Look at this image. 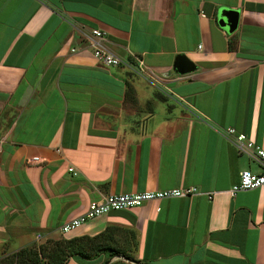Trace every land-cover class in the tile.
I'll use <instances>...</instances> for the list:
<instances>
[{
    "label": "crops",
    "instance_id": "crops-1",
    "mask_svg": "<svg viewBox=\"0 0 264 264\" xmlns=\"http://www.w3.org/2000/svg\"><path fill=\"white\" fill-rule=\"evenodd\" d=\"M94 29L156 81L99 64ZM177 55L195 71L174 73ZM229 128L264 150V0H0V258L102 197L194 188L63 238L109 230L132 264H264V189L230 194L259 169Z\"/></svg>",
    "mask_w": 264,
    "mask_h": 264
},
{
    "label": "built area",
    "instance_id": "built-area-1",
    "mask_svg": "<svg viewBox=\"0 0 264 264\" xmlns=\"http://www.w3.org/2000/svg\"><path fill=\"white\" fill-rule=\"evenodd\" d=\"M83 40L88 49L91 50L93 58L102 66L121 67L134 75L156 81L157 78L153 72L148 69L145 70L140 60L137 59L133 62L128 59H122L111 52L106 47L107 41L102 31L97 29L91 30L90 33L83 36ZM226 135L232 139L236 151L248 157L259 169L257 173L249 170L242 171L238 182L232 186L230 194L235 195L242 191L264 189V150L256 146L254 142L248 140L245 135L237 133L232 128L226 130ZM68 171L71 172L72 169H68ZM195 192L194 188H186L180 190L147 191L143 193L111 194L102 197L99 201L90 203L84 213L65 222L60 227L59 233L61 237H64L86 223L109 213L132 210L145 204L159 203L163 200L186 198L195 194Z\"/></svg>",
    "mask_w": 264,
    "mask_h": 264
},
{
    "label": "trees",
    "instance_id": "trees-1",
    "mask_svg": "<svg viewBox=\"0 0 264 264\" xmlns=\"http://www.w3.org/2000/svg\"><path fill=\"white\" fill-rule=\"evenodd\" d=\"M229 50L233 45L229 44ZM114 237L107 230L97 236H81L72 239L47 238L38 246L19 249L10 259L0 264H66L74 260L78 264H117L110 263L115 257L134 261L128 252L113 246Z\"/></svg>",
    "mask_w": 264,
    "mask_h": 264
},
{
    "label": "water",
    "instance_id": "water-1",
    "mask_svg": "<svg viewBox=\"0 0 264 264\" xmlns=\"http://www.w3.org/2000/svg\"><path fill=\"white\" fill-rule=\"evenodd\" d=\"M239 19V12L233 9H221L217 17V25L232 34L236 31ZM173 72L185 76L195 71V65L189 61L184 55H177L174 59Z\"/></svg>",
    "mask_w": 264,
    "mask_h": 264
},
{
    "label": "rangeland",
    "instance_id": "rangeland-1",
    "mask_svg": "<svg viewBox=\"0 0 264 264\" xmlns=\"http://www.w3.org/2000/svg\"><path fill=\"white\" fill-rule=\"evenodd\" d=\"M59 238H61L60 236H54L53 237V239H59ZM119 241V242H118ZM44 242V240L43 241H40L38 244L37 243H33L32 245H29V246H38L39 244H41V243H43ZM125 242L124 241H122V239L120 238L119 240L118 239H116V237L114 238V241H113V246L115 247H117L116 249H120V250H122V251H127L128 252V255L130 256V257H133L132 256V251H133V248H132V246H131V244H129V245H126V244H124ZM14 254V253H13ZM13 254H10V255H7V256H4V257H2V258H0V262L2 263V262H4L5 261V259H10V257H11V255H13ZM110 263H117V264H132L133 262L132 261H130V260H127V259H124V258H122V257H115V258H113L111 261H110Z\"/></svg>",
    "mask_w": 264,
    "mask_h": 264
}]
</instances>
